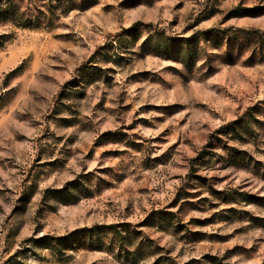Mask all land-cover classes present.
Returning <instances> with one entry per match:
<instances>
[{
	"label": "rangeland",
	"instance_id": "obj_1",
	"mask_svg": "<svg viewBox=\"0 0 264 264\" xmlns=\"http://www.w3.org/2000/svg\"><path fill=\"white\" fill-rule=\"evenodd\" d=\"M18 6L0 264H264V0Z\"/></svg>",
	"mask_w": 264,
	"mask_h": 264
},
{
	"label": "trees",
	"instance_id": "obj_2",
	"mask_svg": "<svg viewBox=\"0 0 264 264\" xmlns=\"http://www.w3.org/2000/svg\"><path fill=\"white\" fill-rule=\"evenodd\" d=\"M20 0H0V22L10 23L15 25L16 27L29 28L32 27L37 20V17L29 16L26 13L22 12L21 8H19ZM5 36H0V48L5 44ZM234 122L229 125H233ZM95 230H98L96 228ZM90 230H83L81 233H73L71 237L68 239H77L79 236L83 238V234H86ZM65 239V240H66ZM78 241V240H77Z\"/></svg>",
	"mask_w": 264,
	"mask_h": 264
}]
</instances>
